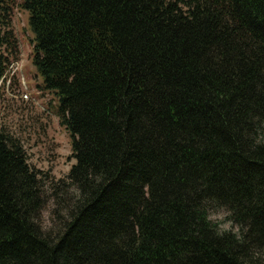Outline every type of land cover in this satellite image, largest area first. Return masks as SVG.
Here are the masks:
<instances>
[{
    "label": "trees",
    "instance_id": "16d2710c",
    "mask_svg": "<svg viewBox=\"0 0 264 264\" xmlns=\"http://www.w3.org/2000/svg\"><path fill=\"white\" fill-rule=\"evenodd\" d=\"M15 8L74 162L45 187L0 131V264H264V0H0V81Z\"/></svg>",
    "mask_w": 264,
    "mask_h": 264
},
{
    "label": "rangeland",
    "instance_id": "374dc122",
    "mask_svg": "<svg viewBox=\"0 0 264 264\" xmlns=\"http://www.w3.org/2000/svg\"><path fill=\"white\" fill-rule=\"evenodd\" d=\"M27 15L18 8L12 14V28L20 53L14 68L7 71V78L12 82L5 81L0 87V131L20 141L28 163L45 178L46 187L51 179L65 177L74 159L69 134L59 123L56 113L55 95L45 90L38 94L42 79L31 62L32 32L27 25ZM22 92H28L38 100L34 103L31 99L23 101ZM53 207L52 200H49L42 210L41 221L46 225L51 221Z\"/></svg>",
    "mask_w": 264,
    "mask_h": 264
},
{
    "label": "clouds",
    "instance_id": "9594fccd",
    "mask_svg": "<svg viewBox=\"0 0 264 264\" xmlns=\"http://www.w3.org/2000/svg\"><path fill=\"white\" fill-rule=\"evenodd\" d=\"M264 127V125H261ZM256 145L261 144L264 140V136L261 135L259 129L255 136L252 137ZM233 213L231 208L227 205H216L215 209L208 211L204 220L208 224L212 225V231H214L217 237H223L226 234L234 236L238 241L243 242V233L247 232V227H243L241 224L235 222L232 217ZM253 255L255 257H260L261 253L259 251H254Z\"/></svg>",
    "mask_w": 264,
    "mask_h": 264
},
{
    "label": "bare ground",
    "instance_id": "6f19581e",
    "mask_svg": "<svg viewBox=\"0 0 264 264\" xmlns=\"http://www.w3.org/2000/svg\"><path fill=\"white\" fill-rule=\"evenodd\" d=\"M17 69H18V68H17ZM24 98H25V99H29V94H28V93H25V94H24Z\"/></svg>",
    "mask_w": 264,
    "mask_h": 264
},
{
    "label": "built area",
    "instance_id": "2783aa9c",
    "mask_svg": "<svg viewBox=\"0 0 264 264\" xmlns=\"http://www.w3.org/2000/svg\"><path fill=\"white\" fill-rule=\"evenodd\" d=\"M21 97H22L23 99H25V98H24V93L21 94Z\"/></svg>",
    "mask_w": 264,
    "mask_h": 264
}]
</instances>
